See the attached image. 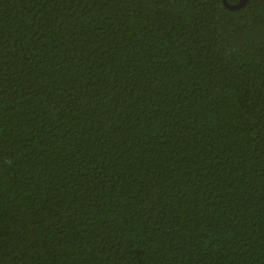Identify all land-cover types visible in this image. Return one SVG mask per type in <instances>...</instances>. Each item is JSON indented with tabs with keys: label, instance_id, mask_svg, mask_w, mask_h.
Segmentation results:
<instances>
[{
	"label": "trees",
	"instance_id": "16d2710c",
	"mask_svg": "<svg viewBox=\"0 0 264 264\" xmlns=\"http://www.w3.org/2000/svg\"><path fill=\"white\" fill-rule=\"evenodd\" d=\"M0 264H264V0H0Z\"/></svg>",
	"mask_w": 264,
	"mask_h": 264
},
{
	"label": "water",
	"instance_id": "95a60500",
	"mask_svg": "<svg viewBox=\"0 0 264 264\" xmlns=\"http://www.w3.org/2000/svg\"><path fill=\"white\" fill-rule=\"evenodd\" d=\"M225 7L229 10L235 11V10H239L242 9L243 7H245V5L247 4L248 0H240L239 3L232 5L228 2V0H222Z\"/></svg>",
	"mask_w": 264,
	"mask_h": 264
}]
</instances>
